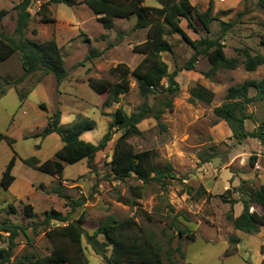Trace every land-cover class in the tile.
<instances>
[{"label":"rangeland","instance_id":"obj_1","mask_svg":"<svg viewBox=\"0 0 264 264\" xmlns=\"http://www.w3.org/2000/svg\"><path fill=\"white\" fill-rule=\"evenodd\" d=\"M212 1L214 8L231 3L230 0ZM233 1L237 4L233 9H213L210 33L202 28L198 18L195 24L199 32L187 26L185 20L184 27L194 39L205 35L220 37L229 57L237 56L238 49L243 48H249L252 54H264V46L260 43L264 32V11L259 5L260 0ZM17 3L18 0H0V11H7L0 19V32L15 38L18 37L14 33ZM43 4L46 5L44 12L41 9ZM145 4L161 6L157 0H145ZM197 9L202 10L200 5ZM30 12L26 36L39 42L55 37L62 48L68 75L60 85L53 74L37 72L26 77L18 84L23 93L28 92L22 101L14 84V80L23 75L21 53L17 52L0 63V133L14 139L13 145L7 140L0 143V181L12 155L14 152L18 154L13 169L15 181L8 189L0 184V225L9 221L26 228L25 233L20 230L16 236L14 256L7 264H14L15 257L22 254L35 252L44 256L51 252L52 246L44 228L33 229L32 226L52 208L70 212L67 201L71 199L84 202L71 212V218L84 216L88 231L108 218L132 217L145 232L153 234L164 255L170 241L173 248L180 245L185 257L174 252V258L180 263L264 264L261 249L264 226L258 233L247 234L235 229L228 219V214L236 217L242 212V202L232 204L231 201L241 199L243 193L247 199L243 186L245 180L253 186L264 184V143L250 137L239 143L227 122L213 113V109L226 100L231 86L248 79L263 78L264 64L255 71H247L242 64L235 69L220 68L207 77L204 73L211 64L202 57L194 70L178 73L179 90L173 96L174 108L166 109L161 117L167 129L162 130L149 115L139 124L140 135L129 140L136 151L151 150L155 165L172 164L180 181H175L167 190H162L156 182L144 183L135 176L125 181L113 178L110 160L120 131L115 132L106 148L96 154L92 169L88 168L86 159L64 163L63 175L59 177L23 161L32 156L42 162L55 158V152L63 144L60 136L56 133L45 137L36 134L43 131L56 111H60L61 123L65 125L80 114L94 119L95 128L83 132L81 138L97 144L106 133L112 120L111 113L117 107L122 106L130 114L143 105L157 106L161 95L142 96L137 81L131 77L130 91L121 95L119 102L103 106L107 95L99 96L88 84L90 78L116 81L117 75H110V68L119 63L134 68L142 59L133 47L145 40L146 29L133 28L136 16L116 18L114 27L107 30L99 20L100 16L83 2L71 7L38 0L32 4ZM44 15L54 21L44 22ZM222 22H232L233 26L224 31ZM168 39L173 44L174 53L163 52L162 56L172 72L191 57L193 49L179 34L168 35ZM89 55L91 58L87 59ZM163 84L168 86L167 77ZM197 85L205 86L213 93L211 103L192 97L191 89ZM254 93L255 90H251V94ZM247 112L253 116L245 123L248 131L264 124V100L249 104ZM253 156H256L254 165L251 163ZM181 182L193 188L191 194L180 192ZM135 185H143L141 197L133 195L130 187ZM201 186L207 192L199 196L196 192ZM56 187L67 198L58 196ZM122 197L135 198L137 204H127ZM26 204L34 207V216L25 213ZM254 209L263 211L260 206L252 207L251 211ZM180 228H190L189 233H193L195 239L180 235ZM232 237L239 241L232 243ZM8 238V232L0 231V248L8 247ZM83 244L90 264H104L102 256L92 250L85 238Z\"/></svg>","mask_w":264,"mask_h":264},{"label":"trees","instance_id":"obj_2","mask_svg":"<svg viewBox=\"0 0 264 264\" xmlns=\"http://www.w3.org/2000/svg\"><path fill=\"white\" fill-rule=\"evenodd\" d=\"M35 1L38 0H18L15 6L17 18L14 33L18 36L17 38L0 32V63L8 60L17 52L21 53L23 75L14 80V84L22 101L27 97L28 92L23 93L18 84L22 83L26 77L37 72H41L42 75L53 74L56 83L60 85L68 75L62 48L55 37L39 42L26 36L31 19L30 7ZM157 1L161 4L160 7L148 6L144 0H47L48 3H63L71 7L83 2L100 16L99 20L107 30L114 27L116 18L130 19L136 16L133 28L147 30L146 39L133 47L135 52L142 55V59L134 68L125 63H119L110 68V75H117L116 81L108 78H90L88 84L99 96L107 95L102 103L103 106H111L112 103L119 102L121 95L130 91L131 77L137 81L142 96L159 94L161 98L157 106L143 105L130 114L122 106L117 107L111 113L112 120L106 133L97 144L81 138L83 132L95 128L94 119L80 114L73 122L65 125L61 123L60 111H56L43 131L36 136L45 137L56 133L63 143L61 148L55 152V158L42 162L39 158L32 156L24 159L25 163L59 177L63 175L64 163L72 164L86 159L88 168L92 169L96 154L106 148L115 132L120 131L110 160L112 176L115 180L125 181L135 176L144 183L156 182L162 190H167L175 181H180L171 163L167 162L163 166H157L154 164V154L151 150L136 151L129 142L132 137L140 135L139 124L151 115L162 130L167 129L161 117L166 109L174 108L173 96L179 90L176 76L182 70H194L202 57L207 58L211 64L210 69L204 73L205 76L210 77L220 68L235 69L241 64L247 71H255L264 64V54L260 52L252 54L249 48H243L238 49L237 56L229 57L220 37L212 38L208 35L198 39L191 37L183 25V20L187 22V26L199 32L195 24L198 18L202 28L210 33V23L214 19L212 0L205 11H199L190 0ZM259 5L264 11V0H260ZM45 8L46 5L43 4L41 7L43 12L46 11ZM6 12L5 10L0 11V19ZM42 18L44 22L54 21L46 15ZM222 24L224 31L233 26L232 22H222ZM171 34H179L192 47L193 54L187 61L169 72V65L163 59L162 53H174L173 44L168 39V35ZM260 43L264 46V32L260 36ZM90 58V55L87 56V59ZM165 77L168 78V86L163 84ZM251 90H255V93L251 94ZM3 92L2 90L1 93ZM191 95L207 103L213 100V93L202 85L192 88ZM225 99L221 105L213 109V113L218 119L227 122L233 132V137L239 143L248 137L256 138L264 143V124L252 131H248L245 127L246 121L253 118L252 114L247 112V106L255 101L264 100V77L248 79L239 85L231 86ZM3 140H7L10 145L14 143L13 138L0 133V143ZM17 158L18 154L14 152L2 172L0 184L5 189L10 188L15 181L13 169ZM255 161L256 156H253L252 165ZM181 183L183 186L180 192L191 194L193 188ZM248 184L246 180L243 182L247 191V199L244 198L243 193L241 199L231 201L232 204L242 202V212L236 217L228 214V219L235 229L247 234H255L264 226V184L260 186ZM41 187L44 188V185L42 184ZM143 188V185L130 187L133 195L137 197L143 195ZM55 192L58 196L67 198L59 187L55 188ZM206 192V189L201 186L196 193L201 196ZM121 199L130 205L137 204L135 198L122 197ZM83 204V201L71 199L67 201V205L71 208L68 213L54 208L45 211L43 219L34 223L32 227L33 229L39 226L44 228L46 237L52 246L51 252L44 256L37 255L35 252L22 254L15 257L14 264H90L85 254L84 238L92 250L102 256L104 264H192L190 262L180 263L174 258V252L179 253L181 258L185 257V253L180 245L173 248L171 241L164 255L162 247L155 241L153 234L145 232L132 217L108 218L88 231L85 227L84 216L78 219L71 218V212ZM254 206L262 207L263 211L260 212L257 209L251 211ZM11 208L14 209L13 205ZM25 213L30 217L34 216V207L26 204ZM20 230L26 232L24 226L9 221L0 225V231L9 233L8 247L0 248V264L11 262L16 246L14 240ZM189 232L190 228L179 229L180 235L194 240L195 235ZM238 241L237 237L231 238L232 243ZM261 249L264 252V244Z\"/></svg>","mask_w":264,"mask_h":264},{"label":"crops","instance_id":"obj_3","mask_svg":"<svg viewBox=\"0 0 264 264\" xmlns=\"http://www.w3.org/2000/svg\"><path fill=\"white\" fill-rule=\"evenodd\" d=\"M210 1L211 0H190V2L193 5H195L196 7H198V5L201 6V9H202L201 11H204V10H206L208 8ZM220 1L224 2L225 0H220ZM230 1H231V3H229V6H218V5H216L215 8H214V11H217L219 9L230 10V9L235 8L237 6V4L233 0H230ZM237 2L239 3L240 0H238ZM146 35H147V30H146Z\"/></svg>","mask_w":264,"mask_h":264}]
</instances>
